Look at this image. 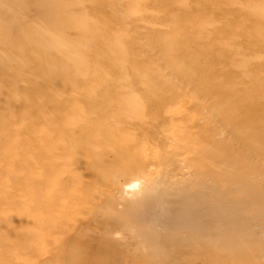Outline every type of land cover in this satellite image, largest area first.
Instances as JSON below:
<instances>
[{
	"label": "rangeland",
	"instance_id": "obj_1",
	"mask_svg": "<svg viewBox=\"0 0 264 264\" xmlns=\"http://www.w3.org/2000/svg\"><path fill=\"white\" fill-rule=\"evenodd\" d=\"M0 264H264V0H0Z\"/></svg>",
	"mask_w": 264,
	"mask_h": 264
},
{
	"label": "bare ground",
	"instance_id": "obj_2",
	"mask_svg": "<svg viewBox=\"0 0 264 264\" xmlns=\"http://www.w3.org/2000/svg\"><path fill=\"white\" fill-rule=\"evenodd\" d=\"M137 184H139V183H137V182L131 183V184H129V185L126 186L125 190L128 189V190H131L132 191L135 187H137Z\"/></svg>",
	"mask_w": 264,
	"mask_h": 264
}]
</instances>
